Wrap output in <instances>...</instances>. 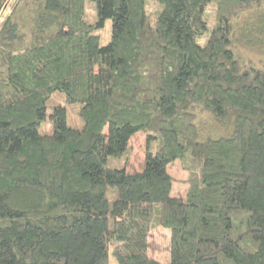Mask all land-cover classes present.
Wrapping results in <instances>:
<instances>
[{"label":"trees","instance_id":"obj_1","mask_svg":"<svg viewBox=\"0 0 264 264\" xmlns=\"http://www.w3.org/2000/svg\"><path fill=\"white\" fill-rule=\"evenodd\" d=\"M6 2L0 264H165L149 251L159 227L168 264H264V68L237 53L264 0ZM74 105L82 128L69 125ZM139 132L145 165L131 173Z\"/></svg>","mask_w":264,"mask_h":264},{"label":"rangeland","instance_id":"obj_2","mask_svg":"<svg viewBox=\"0 0 264 264\" xmlns=\"http://www.w3.org/2000/svg\"><path fill=\"white\" fill-rule=\"evenodd\" d=\"M15 0H7L4 10L10 9V4H13ZM264 9V8H263ZM256 9L245 12L243 15L246 17ZM263 11H260V13ZM3 12L0 15V25L5 17ZM263 16L262 13L258 14ZM87 16L94 20L97 18V8L91 3L87 4ZM245 19V18H244ZM259 19V20H258ZM259 30L264 29V20L262 18H256L255 15L246 19L241 25L242 30L238 31V40L240 48H238V56L242 62L247 66H254L256 68H264V34L262 32H254L252 27ZM101 37V45L106 46L109 44L112 38V22L107 20L104 27L95 31ZM205 38L201 39L200 43L204 44ZM247 46L245 49H241L242 46ZM249 47V48H248ZM64 100V95L55 94L53 97L52 105L55 102H61ZM75 106V105H74ZM79 105L75 107H69V125L74 128H82L83 121L78 115ZM47 131H52V126L48 124ZM145 142L146 135L143 132H139L131 139V146L133 147V153L131 155L128 170L131 173L140 172L144 169L145 165ZM169 173L174 179L173 195L177 197L184 196L187 193L188 184L187 178L189 173L184 171L181 167V161L177 160L169 165ZM170 247H171V230L159 227L150 233L149 238V251L152 257L160 260L161 262L168 264L170 262Z\"/></svg>","mask_w":264,"mask_h":264}]
</instances>
